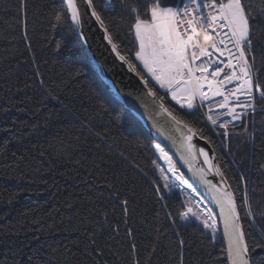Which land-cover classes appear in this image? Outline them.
I'll list each match as a JSON object with an SVG mask.
<instances>
[{"label": "trees", "instance_id": "1", "mask_svg": "<svg viewBox=\"0 0 264 264\" xmlns=\"http://www.w3.org/2000/svg\"><path fill=\"white\" fill-rule=\"evenodd\" d=\"M113 2L119 9V0ZM62 8V0H27L25 28L21 0H0V264H180L181 254L183 264H220L222 244L210 242L207 230L201 235L198 221L175 218L183 195L177 191L161 201L154 191L152 161L159 154L152 146L158 142L108 93L70 21L54 26L52 14ZM104 15L118 18V11ZM257 34L256 65L264 82V23ZM97 94L110 113L93 120L103 141L78 131L95 112ZM170 106L182 114L175 102ZM243 123L247 132L231 126L232 135L214 138L213 147L233 190L246 189L260 214L264 112ZM76 134L79 142L72 139ZM107 183L128 199L127 212ZM92 240L103 255L93 251Z\"/></svg>", "mask_w": 264, "mask_h": 264}, {"label": "snow or ice", "instance_id": "2", "mask_svg": "<svg viewBox=\"0 0 264 264\" xmlns=\"http://www.w3.org/2000/svg\"><path fill=\"white\" fill-rule=\"evenodd\" d=\"M21 5L26 28L27 0H21ZM62 5L61 11L52 14L54 26L69 20L87 47L88 27L95 23L111 53L138 78L141 89L136 99L152 121L156 138L161 139V143L152 146L159 153L152 161V182L159 199L163 201L177 191L187 195L178 205L175 218L186 224L199 221L202 228L197 230L201 235L207 230L210 242L222 244L220 264H264V227L256 223L264 221V213L253 211L246 189L233 190L219 163L214 162V147H209L215 145L214 138L232 135L230 125L243 126L247 132L244 120L254 117L257 111L264 112V105L257 104V100L264 101V82L255 56L260 39L257 26L264 23V0H173L171 4L166 0H119V9L113 0L102 4L95 0H62ZM117 11L118 18L104 15ZM92 59L95 60L94 54ZM97 69L103 76V67L97 65ZM53 99L75 116L59 97ZM172 102L182 114L175 112ZM196 113L199 115L194 116ZM105 114H110L109 109L97 94L95 112L80 121L78 131L82 134L87 130L105 140L104 134L93 129L95 117ZM185 115L193 119L188 120ZM114 118L118 120L119 116ZM200 123L204 127H199ZM248 136L253 139L251 133ZM196 137L205 145L195 143ZM72 139L79 142L81 135ZM95 147L99 148V144ZM172 149L175 151L170 155ZM57 150H66L63 140ZM94 166L99 168V164ZM182 169L191 175L186 176ZM209 173H213L212 179L208 178ZM194 183L203 189V195L193 187ZM106 187L115 189L113 198L127 212L128 199L120 198L114 184L107 183ZM73 206L72 202L67 203L69 209ZM91 243L93 251L103 255L101 249L94 247L95 240ZM134 264H140L139 260Z\"/></svg>", "mask_w": 264, "mask_h": 264}, {"label": "water", "instance_id": "3", "mask_svg": "<svg viewBox=\"0 0 264 264\" xmlns=\"http://www.w3.org/2000/svg\"><path fill=\"white\" fill-rule=\"evenodd\" d=\"M72 29H73V26H72ZM88 33L90 35V39L88 41L87 47H85L82 43L81 44L84 48L85 54L92 68L96 71L102 84L104 85L108 93L113 98H115L126 110H128L135 118H137L139 122H141V124L144 126L145 130L158 143H161V139H158L155 136L154 129L152 128V121L148 118L144 110L139 106V102L136 99V97L139 95L141 85L135 73L130 71L126 64L119 61L115 57L114 53H111L110 46L107 45V43L102 39V30L99 29L98 25H96L95 23L91 24L88 27ZM78 39L80 41L79 36H78ZM92 54L95 55L94 61L92 59ZM97 65H100L103 67V70H104L103 76L98 71ZM114 90H118L120 95L119 96L115 95ZM194 142L198 143L201 146L205 145V142L200 141L198 137L194 138ZM162 146H165L166 150H168V147L166 146V144L162 143ZM209 147H213V146H209ZM173 151H175V149H172V151H170V154H172ZM173 159L176 160L177 157L173 156ZM214 162L219 163L220 165L219 158H218L216 151H215ZM204 167L206 168L207 166L204 165ZM221 170L223 171L222 167H221ZM182 171H185L186 176L191 175L189 172L186 171V169H182ZM208 178L212 179L213 173H209ZM215 179L219 180V177H216ZM193 187H196L197 191L201 192L202 195L204 194L203 189L199 187L198 184L194 183ZM209 206L211 207V205ZM216 210L217 209H214V211Z\"/></svg>", "mask_w": 264, "mask_h": 264}, {"label": "rangeland", "instance_id": "4", "mask_svg": "<svg viewBox=\"0 0 264 264\" xmlns=\"http://www.w3.org/2000/svg\"><path fill=\"white\" fill-rule=\"evenodd\" d=\"M217 99H219V98H217ZM235 123H237V124H239L240 122H235ZM230 127H231V125H230ZM230 127H229V131H231L230 130ZM159 154V153H158ZM171 155V154H170ZM163 163V161H161V164ZM182 195H183V198H184V200H186L187 199V195L184 193V192H180ZM199 222V221H198ZM200 223V222H199ZM202 225V224H201Z\"/></svg>", "mask_w": 264, "mask_h": 264}, {"label": "built area", "instance_id": "5", "mask_svg": "<svg viewBox=\"0 0 264 264\" xmlns=\"http://www.w3.org/2000/svg\"><path fill=\"white\" fill-rule=\"evenodd\" d=\"M210 207V206H209Z\"/></svg>", "mask_w": 264, "mask_h": 264}]
</instances>
